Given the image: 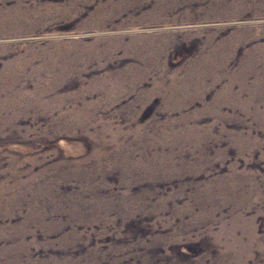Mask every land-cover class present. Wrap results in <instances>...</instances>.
<instances>
[{"label":"rangeland","instance_id":"1","mask_svg":"<svg viewBox=\"0 0 264 264\" xmlns=\"http://www.w3.org/2000/svg\"><path fill=\"white\" fill-rule=\"evenodd\" d=\"M0 264H264V0H0Z\"/></svg>","mask_w":264,"mask_h":264}]
</instances>
